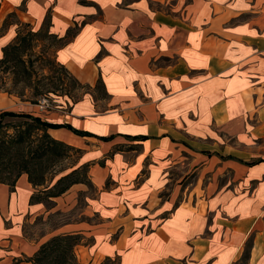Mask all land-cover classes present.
Segmentation results:
<instances>
[{
  "label": "crops",
  "instance_id": "0c3cea01",
  "mask_svg": "<svg viewBox=\"0 0 264 264\" xmlns=\"http://www.w3.org/2000/svg\"><path fill=\"white\" fill-rule=\"evenodd\" d=\"M12 13L0 60L49 18L92 89L47 111L1 92L0 114L62 125L89 183L34 203L27 175L0 183V264L65 235L89 240L79 264H264V0H0V28Z\"/></svg>",
  "mask_w": 264,
  "mask_h": 264
},
{
  "label": "trees",
  "instance_id": "16d2710c",
  "mask_svg": "<svg viewBox=\"0 0 264 264\" xmlns=\"http://www.w3.org/2000/svg\"><path fill=\"white\" fill-rule=\"evenodd\" d=\"M15 15V13H12L8 16L0 28V35L12 24L9 22V19ZM18 25L19 28L15 41L3 48V58L0 60V72L8 73L13 70L16 82L22 79L32 81L35 67L34 61L31 59L32 55H29V52L33 48L32 43L35 37L42 30H46L57 41L59 46L64 44L65 38L59 39L56 35L50 34L49 18L46 21L45 27L37 31H33V29L24 31V28H22L24 24ZM25 27L31 28V25L25 24ZM59 66L61 68V75L58 78L59 85L67 86L65 83L66 78L71 82V86L69 87L68 85L69 89H65L66 95L70 94V89H83L87 91L92 89L89 85H84L76 79L66 67ZM103 87V82L99 79L94 89L99 96ZM38 88V86H35L34 90ZM80 98L75 99L73 102H77ZM38 101L30 103L37 105ZM5 117L23 118L24 121L13 127L15 130L14 135L5 133L4 137L0 139V183L7 184L13 189L20 177L27 175L29 182L35 188H43L32 196V203L59 197L75 184L89 183L87 166L76 167V165H73L71 168L59 172L52 171L57 164L68 159L70 157L69 154L75 152L79 157L81 153V150L75 149L49 134L50 129L60 128L62 125L46 122L41 117L30 114L2 112L0 114V130L5 126L3 123ZM78 133L83 134L81 132ZM68 170L71 171L66 172ZM81 172L85 174V180L80 179ZM84 242L89 243V240H84L81 235L53 237L40 247L38 252L29 259V262L32 264H79L75 249ZM102 264H118V260L108 258Z\"/></svg>",
  "mask_w": 264,
  "mask_h": 264
},
{
  "label": "rangeland",
  "instance_id": "374dc122",
  "mask_svg": "<svg viewBox=\"0 0 264 264\" xmlns=\"http://www.w3.org/2000/svg\"><path fill=\"white\" fill-rule=\"evenodd\" d=\"M9 22L15 23L19 22V20L15 15L9 19ZM23 24L24 27L22 28H24V31L33 29L32 27H25V24H27L25 22ZM33 31L37 30L33 29ZM58 46L59 44L57 41H55L46 30H42L40 34L35 37L34 42L32 43L33 48L29 52V55H32L31 59L34 61L35 67L33 70L34 75L32 81L22 79L16 82V76L13 75V70L8 73L0 72V91L6 92L17 97L21 101L26 102H37L42 97L46 96L48 97L50 107H54L55 103L53 100L57 98L63 100L70 99L72 102L75 99L80 98L83 93L87 92V90L70 89V94L66 95L65 89H69L68 85L69 87L71 86L70 80L66 78L65 83L67 86L59 85L58 78L61 75V68L55 60V50ZM35 86H38L39 88L34 90ZM22 121H24L23 118L5 117L3 119L5 126L0 130V139L4 137L5 133H8V135H14L15 130L13 127L19 125ZM69 155L70 157L68 159L57 164L52 171L59 172L75 165L78 158L77 154L73 152ZM70 171L71 170H68L66 172ZM80 179L85 180V174L83 172L80 174Z\"/></svg>",
  "mask_w": 264,
  "mask_h": 264
},
{
  "label": "built area",
  "instance_id": "2783aa9c",
  "mask_svg": "<svg viewBox=\"0 0 264 264\" xmlns=\"http://www.w3.org/2000/svg\"><path fill=\"white\" fill-rule=\"evenodd\" d=\"M37 106L39 107L41 111H46V110H50L51 108H53V107H50L48 97H43L39 99Z\"/></svg>",
  "mask_w": 264,
  "mask_h": 264
}]
</instances>
